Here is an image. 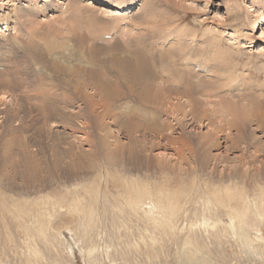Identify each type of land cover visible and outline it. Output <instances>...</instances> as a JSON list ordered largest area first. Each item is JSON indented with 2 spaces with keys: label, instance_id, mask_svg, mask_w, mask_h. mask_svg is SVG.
Returning a JSON list of instances; mask_svg holds the SVG:
<instances>
[{
  "label": "rangeland",
  "instance_id": "obj_1",
  "mask_svg": "<svg viewBox=\"0 0 264 264\" xmlns=\"http://www.w3.org/2000/svg\"><path fill=\"white\" fill-rule=\"evenodd\" d=\"M106 1L116 6L130 0ZM88 2L0 0V76L9 79L0 86V191L35 210L36 199L61 193L77 181L86 183L105 172L106 158H116L108 164L110 172L126 174L147 193L158 194L164 186L165 193L183 190L190 197L196 192L208 198V206H181L180 217H173L169 226L155 222L158 211H149L153 199L147 198L139 213L128 215L127 230L120 228L126 236L116 234L109 215H101L100 233L92 240L96 262L87 256L88 248L70 236H76L75 227L70 233L64 226L70 222L57 223L62 226L65 260L55 262L49 240L35 238L24 223L7 215L0 222V250L8 251V239L31 237L28 244L35 242L31 245L42 252V264H187L192 260L185 259L182 250L196 249L201 255L196 254L193 263L264 264V255L251 254L241 242L238 223L227 215L236 205L225 197L257 198L264 193V55L255 53L264 47V0H144L116 14L119 17L109 12L111 5L101 9V3ZM198 45L207 47L208 55L196 57V62L212 58L214 51L233 58L229 70L212 72V63L203 66L206 71L199 78L206 82V91L197 93L199 104L193 112L184 107L186 98L179 93L169 100H178L181 111L145 103L143 96L141 103L110 65L139 49L147 52L157 76L161 51L182 56ZM76 68L118 83L123 94L110 98L114 116L104 115L105 104L98 101L95 87L90 88L96 81L76 73ZM44 95L50 98L43 103ZM90 95L92 108L86 103ZM51 102L49 110L41 106ZM128 121L136 122L138 129L132 131ZM136 140L142 143L135 151L138 158L126 150ZM27 157L42 165L28 180ZM86 184L98 194L111 189L92 180ZM110 193L115 195L114 190ZM213 194L219 202H212ZM162 198L167 204V195ZM251 224L250 239L264 244V225H245ZM186 236L193 241H185Z\"/></svg>",
  "mask_w": 264,
  "mask_h": 264
},
{
  "label": "bare ground",
  "instance_id": "obj_2",
  "mask_svg": "<svg viewBox=\"0 0 264 264\" xmlns=\"http://www.w3.org/2000/svg\"><path fill=\"white\" fill-rule=\"evenodd\" d=\"M105 1L106 0H89L90 3H101V9L111 5ZM139 1L144 0H130L126 3H121L116 6L111 5L109 7V12L115 15V17H119L116 16V14L122 15L124 11L126 13L130 7H133L135 3L138 4ZM1 27L5 30V24L1 25ZM163 49L164 48L160 50ZM263 50L264 47L262 46L255 53H259L258 55H264ZM137 51H135L136 53H133V56L136 54L134 57L132 56L131 58L122 59L116 58L114 61H111L112 64L110 65H112L114 68L116 76L126 82L128 91L137 95L141 103L143 99L145 103L149 101L155 103L158 102L167 106L166 110L170 112L183 110V108H180V104L177 103L178 100H169L170 95H178V93L180 95L182 94L186 98L184 107L187 106L190 109L189 111L193 112L199 104V100L196 96L197 93L203 94L206 91V82L199 78L201 73L206 71V69L203 70V66L206 64L211 65L212 63L209 71L213 72L215 68H226V66H228V62H231V57L233 58V55L214 51V54H211L213 55L212 58H203L201 61L196 62V57L201 58L208 55L207 47H201L200 45H198L197 50H190L188 53L182 56L176 52H168L169 50L161 51L160 53L158 52L159 59L157 62L156 76L149 66V62L146 57L147 52H143L142 50L138 52ZM250 55L253 57L252 54ZM195 66H197V69ZM229 69L226 68V70ZM74 70L78 74L85 75L88 80L92 81L94 79L96 81V86L92 84L90 85V88L95 87V91L99 97L98 101H102L105 104L104 106H106V108H103L105 110L104 115L110 117L114 116V112L109 109L110 98H117L123 94L119 89L118 83L114 81L110 82L104 78L101 73L93 74L92 71H83L78 68ZM195 71H197L196 74H194ZM144 78L149 79V81H145ZM150 79L156 84H152ZM8 80L9 79L6 76H0V86L5 85ZM173 86L180 88V91L178 92V90H174L176 88H173ZM47 95L40 97L43 103L45 100L47 101L48 97L50 98V96ZM91 98H93V95H90L91 101L86 102L89 104L90 108L95 106V102ZM224 105L232 109V105L230 103L224 102ZM41 106L43 109L49 110V108L54 106V104L51 102L45 106L41 104ZM128 123H130V121H128ZM127 127H129L132 131H135V129H138V124L133 122ZM140 146H142V143L139 140L132 142L126 148L127 153L129 155H136V148ZM106 153L112 154L114 152ZM135 157H137V155ZM116 160V158H106L104 160L107 164V166H105V172H97L94 177L92 176L93 179L92 177L88 178V183L92 180V184L98 185L102 183L108 185L111 188L100 191L99 194L97 192L99 190L93 192V188L87 185V182L81 183L82 181H77L74 184H71L73 186L70 189L65 188L61 193H58V191L56 193L52 192L46 196L36 199L34 202H32V204L36 206V209L32 210L33 207L28 208L25 206V204L17 202L18 200L13 199L11 195H7L3 191H0V222L3 223L5 220H7L9 218L7 215H9L15 218V222L21 223L22 225L24 223L29 233L35 236V238L40 237L43 240H49L47 242L50 243L52 249L53 261L61 262L63 259L65 260V251L63 250V247H65V240L62 238V233H60V228L62 226L57 227V223L68 221L70 223L64 225L65 228L69 230L70 233H72V227H75L76 230V236L72 234L70 236L74 237V239L80 242L82 247V244H84L88 248L86 250L87 256H91L94 258V262H96L95 257L92 255L94 250V244L92 240L94 237L98 236L97 234L100 233L98 231L99 227L97 226V223L101 215H109L112 219V226H116L115 231L118 232L116 234L126 236V232H119L120 228L122 227L126 229L128 215L139 213L140 208H142V201H145L147 198L153 199V204L152 207H149V211H158V216L156 219H154L155 222L167 224L169 226H173V217H180L179 211L181 206L185 207L188 204V207H190L196 205L197 203L208 206V198L205 196L200 197L196 192H191L190 197L183 193V190H172L167 191L168 193H165V189H163L165 187L164 186L163 188H160L161 190L157 191L158 194L147 193L149 192L148 190H142V186L140 184L133 183L131 179L127 178L126 174L121 176L110 172L108 169V164H113ZM26 164L27 170L30 172L26 177L27 180L33 179L38 174L37 172L42 170V165L36 160V158L27 157ZM62 186L65 187L66 185ZM112 190L115 191V195H112L111 197L110 192H112ZM163 193L165 194V197L167 195L168 198V203L165 205L162 201V196L164 195ZM217 196L213 194L212 202H219L220 198ZM225 197L228 200H233L236 205L235 208L234 206L231 208L229 207L231 210L227 211V215H229V220L231 222L238 223L237 228L239 230V238L245 245L246 250L250 251L251 254L264 255V248L261 249V245L264 246V244H256L252 239H250V235H248L249 228L251 229L254 224H251L250 226L245 225L247 222L255 223L259 227L264 225V193L257 198H248L246 196L235 194H227ZM221 205H224V203L221 202ZM71 223H74V226H71ZM157 227L160 229V231L164 232V229L161 227V225H158ZM189 230L192 229L189 228ZM256 231L258 232L257 229ZM21 239L22 240L8 239V251L0 250V264H42V252L35 250L32 247L31 244H35V242L28 244L32 238L23 237ZM185 241L191 242L193 239L188 240L186 236ZM23 248H26V250H22ZM68 249L70 250L71 248L68 247ZM196 250V253H191L190 250H182V255L185 257V259L192 260V262L188 261L187 264H201V262L193 263L194 256L196 254L201 255L199 250ZM24 251H26L27 255L29 254V256L23 254ZM57 253L58 256L56 255Z\"/></svg>",
  "mask_w": 264,
  "mask_h": 264
}]
</instances>
